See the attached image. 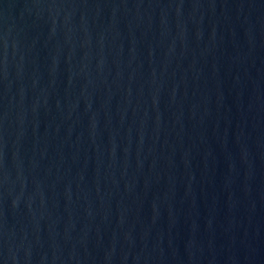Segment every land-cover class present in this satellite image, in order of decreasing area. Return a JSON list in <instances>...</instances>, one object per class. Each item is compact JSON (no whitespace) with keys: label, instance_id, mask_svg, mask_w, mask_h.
<instances>
[{"label":"water","instance_id":"obj_1","mask_svg":"<svg viewBox=\"0 0 264 264\" xmlns=\"http://www.w3.org/2000/svg\"><path fill=\"white\" fill-rule=\"evenodd\" d=\"M0 264H264V0H0Z\"/></svg>","mask_w":264,"mask_h":264}]
</instances>
